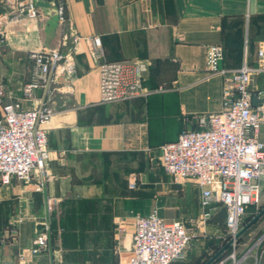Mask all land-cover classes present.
<instances>
[{"label": "crops", "instance_id": "1", "mask_svg": "<svg viewBox=\"0 0 264 264\" xmlns=\"http://www.w3.org/2000/svg\"><path fill=\"white\" fill-rule=\"evenodd\" d=\"M27 1L0 0L5 101L22 98L30 50L71 51L76 71L71 81L60 80L62 90L51 102L50 160L29 180H0V264H128L137 216L156 210L164 219L200 217V188L194 179L173 183L160 147L186 128H201L200 117L222 108L223 77L206 70L208 45L224 46V67L237 68L246 56L264 69V0H44L56 8L64 3L66 20L39 6L36 17L12 18ZM97 37L107 60L147 64V96L100 102L99 66L90 53ZM251 88L256 95L264 91V71L253 75ZM261 101L257 96L256 104ZM40 181L45 185L39 191ZM188 205L177 218L175 210ZM216 213L225 227L226 210ZM218 214L193 227L199 237L185 258L214 240ZM44 223L50 226L49 248L33 254L32 239ZM247 252L241 264H264V232L239 257Z\"/></svg>", "mask_w": 264, "mask_h": 264}, {"label": "built area", "instance_id": "2", "mask_svg": "<svg viewBox=\"0 0 264 264\" xmlns=\"http://www.w3.org/2000/svg\"><path fill=\"white\" fill-rule=\"evenodd\" d=\"M57 10L59 19L65 21L64 3ZM23 14L38 15L36 0L20 3L11 16L16 19ZM5 20H0V32ZM93 42L90 53L99 66L101 103L130 101L149 94L144 85L147 71L144 61L107 60L101 40L97 37ZM259 55H263L262 50ZM27 58L31 72L23 85L21 99L5 101V85L0 81V180L3 185L10 184L14 178L29 180L34 170L50 160L48 126L54 113L51 102L56 92L62 90L60 80L71 81L76 71V59L71 51L30 50ZM224 58L222 44L207 46L206 70L223 77L221 110L200 117L201 128H186L176 140L160 147V162L168 176L176 182L196 181L200 188L201 215L188 222L168 221L156 210L137 216L128 264H175L184 259L199 237L193 227L207 224L218 207L226 210L227 242L233 239L231 252L218 264L227 261L241 264L249 254L238 256L236 236L245 225L248 208L258 209L264 195V141L260 139L264 91L257 94L262 101L254 105L251 88L253 75L264 69L251 66L246 56L239 67L227 68L222 65ZM23 102L31 104L24 106ZM44 185L40 181L37 190H42ZM47 205L51 211L54 203L49 199ZM50 238V226L44 223L32 239L31 252L46 251Z\"/></svg>", "mask_w": 264, "mask_h": 264}, {"label": "rangeland", "instance_id": "3", "mask_svg": "<svg viewBox=\"0 0 264 264\" xmlns=\"http://www.w3.org/2000/svg\"><path fill=\"white\" fill-rule=\"evenodd\" d=\"M171 178V177H170ZM172 181H174L171 178ZM186 181V180H183ZM181 181V182H183ZM179 182V183H181ZM174 184H178V182L174 181ZM186 183V182H184ZM193 185V183H192ZM194 188V185L192 186V189ZM178 197H176V199L174 201L177 202ZM185 199H188L187 196H185ZM264 207V195L263 198L260 202L259 205V210H261ZM189 209V205L185 206L184 211L183 209H181L180 207H178L175 211H176V216L177 218L180 217H184V215L187 214ZM218 218H216L215 220H213V223L215 225H217L219 227L220 230L213 232L214 235V240L209 242H206L205 245H203V252L198 254L197 256H190V258H184L181 261H179V264H203L207 258H209L210 255H212L214 252H216L222 245L223 243L229 238V234L226 231L225 227H224V218L222 213L218 214L217 216ZM166 220L171 221L172 219H167V217H165ZM251 232V234H250ZM264 232V215L259 219V221L250 229L249 233L247 235L243 234L241 239H238L237 242V253L238 256L243 254L246 249L248 247H250L254 242H256L258 240V238L260 237V235ZM244 242H246V244H244ZM231 252V251H230ZM227 255H229V251L224 253V257H226ZM229 264V261H227Z\"/></svg>", "mask_w": 264, "mask_h": 264}, {"label": "water", "instance_id": "4", "mask_svg": "<svg viewBox=\"0 0 264 264\" xmlns=\"http://www.w3.org/2000/svg\"><path fill=\"white\" fill-rule=\"evenodd\" d=\"M36 5L42 8H54V15L58 16V10L55 7L54 3H49L48 1L44 0H36ZM39 94H41V91H39ZM257 101V95L254 94L253 96V103L254 105L256 104ZM264 213V207L255 215L249 222H247L244 227L241 229V231L237 234L236 238H240L250 227L253 225L259 218L260 216ZM233 243V239L228 241L214 256H212L205 264H211L214 262L222 253L226 251V249L231 246Z\"/></svg>", "mask_w": 264, "mask_h": 264}, {"label": "trees", "instance_id": "5", "mask_svg": "<svg viewBox=\"0 0 264 264\" xmlns=\"http://www.w3.org/2000/svg\"><path fill=\"white\" fill-rule=\"evenodd\" d=\"M259 211H261V210H259V209H257L256 207H254V206H250L249 208H248V215H247V217H246V219H245V224L247 223V222H249L255 215H257V213L259 212ZM219 213V212H218ZM218 213H214V215H213V218H215V216H216V214H218ZM264 215V213L260 216V218L262 217ZM259 218V219H260ZM259 219L253 224V225H251V227L244 233L245 235H247L248 233H249V231H250V229L259 221ZM225 227H226V225H225ZM242 237V236H241ZM241 237L239 238V239H241ZM227 242L225 241L224 243H223V245L220 247V249L226 244ZM231 249H232V247L231 246H229L227 249H226V251L225 252H227V251H231ZM222 257H224V253L221 255V258Z\"/></svg>", "mask_w": 264, "mask_h": 264}]
</instances>
